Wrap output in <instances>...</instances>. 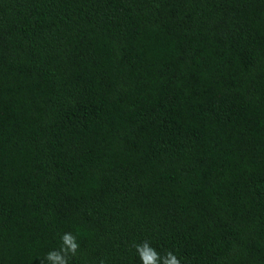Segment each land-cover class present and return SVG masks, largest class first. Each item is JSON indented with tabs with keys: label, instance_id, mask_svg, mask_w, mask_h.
<instances>
[{
	"label": "trees",
	"instance_id": "trees-1",
	"mask_svg": "<svg viewBox=\"0 0 264 264\" xmlns=\"http://www.w3.org/2000/svg\"><path fill=\"white\" fill-rule=\"evenodd\" d=\"M65 232L264 264V0H0V264Z\"/></svg>",
	"mask_w": 264,
	"mask_h": 264
},
{
	"label": "clouds",
	"instance_id": "clouds-1",
	"mask_svg": "<svg viewBox=\"0 0 264 264\" xmlns=\"http://www.w3.org/2000/svg\"><path fill=\"white\" fill-rule=\"evenodd\" d=\"M60 240V247L49 251L41 260V264H45V261L48 264H69V260L77 255L80 245L76 235L65 232L60 236ZM134 247L141 264H181V260L172 251H168L164 256H161L147 241L135 244Z\"/></svg>",
	"mask_w": 264,
	"mask_h": 264
}]
</instances>
